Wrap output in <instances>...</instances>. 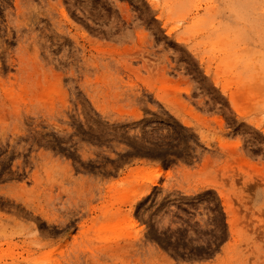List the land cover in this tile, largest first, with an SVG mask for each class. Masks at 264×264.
<instances>
[{
    "label": "rangeland",
    "instance_id": "obj_1",
    "mask_svg": "<svg viewBox=\"0 0 264 264\" xmlns=\"http://www.w3.org/2000/svg\"><path fill=\"white\" fill-rule=\"evenodd\" d=\"M0 264H264V0H0Z\"/></svg>",
    "mask_w": 264,
    "mask_h": 264
},
{
    "label": "bare ground",
    "instance_id": "obj_2",
    "mask_svg": "<svg viewBox=\"0 0 264 264\" xmlns=\"http://www.w3.org/2000/svg\"><path fill=\"white\" fill-rule=\"evenodd\" d=\"M159 178H161L160 174H156L155 177L151 176L147 179L146 184H149L150 186H155L157 185L156 183L158 182ZM149 190H145L142 195H145L148 193Z\"/></svg>",
    "mask_w": 264,
    "mask_h": 264
}]
</instances>
